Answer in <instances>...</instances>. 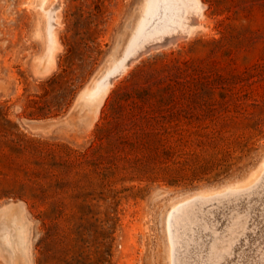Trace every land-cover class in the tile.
<instances>
[{
  "label": "rangeland",
  "instance_id": "374dc122",
  "mask_svg": "<svg viewBox=\"0 0 264 264\" xmlns=\"http://www.w3.org/2000/svg\"><path fill=\"white\" fill-rule=\"evenodd\" d=\"M162 1L0 0V264H169V211L264 162V0H198L193 18ZM174 12L188 34L132 40ZM263 186L174 220L176 259L264 264Z\"/></svg>",
  "mask_w": 264,
  "mask_h": 264
},
{
  "label": "bare ground",
  "instance_id": "6f19581e",
  "mask_svg": "<svg viewBox=\"0 0 264 264\" xmlns=\"http://www.w3.org/2000/svg\"><path fill=\"white\" fill-rule=\"evenodd\" d=\"M150 1V0H149ZM152 1V0H151ZM161 1V3L163 2L162 0H160ZM168 1V0H167ZM166 1V2H167ZM172 1V0H171ZM180 2H184L185 3V5L187 6V8L189 7L190 8V10H191V17L193 18V17H198L199 15H200V13H201V11H200V6H199V4H198V0H179ZM155 2V1H154ZM169 2V1H168ZM172 2H174V0L172 1ZM153 3V2H152ZM151 3V4H152ZM171 3V2H170ZM169 3V4H170ZM150 4V3H149ZM148 4V5H149ZM160 4V3H159ZM164 4V3H163ZM168 4V5H169ZM179 5V4H178ZM173 6V5H172ZM172 6H171V8H172ZM174 6H175V2H174ZM150 7H152V5L150 6ZM157 7V6H156ZM160 7V6H159ZM162 7V8H161ZM160 8H161V10H163V6H161ZM175 9H176V7H174ZM173 8V9H174ZM147 9H148V7H147ZM150 9H152V8H150ZM150 9H148V10H150ZM154 9V8H153ZM150 11H152V10H150ZM150 11H149V13H150ZM167 11V10H166ZM181 11V10H180ZM148 11H146V13H147ZM158 12V11H157ZM156 12V13H157ZM177 12V11H176ZM148 13V14H149ZM152 14L153 13H155V12H151ZM178 13V12H177ZM181 13H182V11H181ZM158 14H160V12L158 13ZM163 14V13H162ZM178 14H180V13H178ZM146 15V14H145ZM150 15V14H149ZM153 15H155V14H153ZM146 17V16H145ZM145 17H144V19H145ZM147 17H148V15H147ZM154 17H156V16H154ZM154 17L152 18V19H154ZM189 17V16H188ZM161 18V17H160ZM191 18V19H192ZM148 19V18H147ZM149 19H150V17H149ZM158 19V18H157ZM169 19L171 20L170 22V24H167L166 22L164 23V24H161V25H158V26H153V27H148V25H146V27H148L146 30L144 29L143 30V28L141 29V27L137 30V35H135L133 38H132V40H135V43H136V41H137V37H138V33L139 32H141V36H144V38L146 39V38H152L153 37V34L154 33H156V32H162V34H164L163 36H159V37H156L155 39L156 40H163L164 38H166V37H168V36H170V35H174V34H178V33H183V34H188V31H189V29L193 26V25H195L196 24V21L197 20H195L194 19V21H192V20H190V19H188V20H186V21H183L182 19H178V15L177 14H175V12L172 14V15H170V17H169ZM168 19V20H169ZM143 22H144V20H142ZM150 21V20H149ZM163 21V20H162ZM145 22H146V20H145ZM153 22V21H152ZM168 22V21H167ZM142 23V22H141ZM140 23V26L142 25ZM147 23H148V20H147ZM150 23V22H149ZM152 24H154V23H152ZM169 25H171V26H169ZM145 26V25H144ZM174 27H175V29H174ZM172 30V31H171ZM174 30V31H173ZM140 35V34H139ZM146 36V37H145ZM184 37V36H183ZM182 37V38H183ZM142 39L143 40V42L144 41H147L148 39ZM131 40V41H132ZM138 40H140V38L138 39ZM170 41V40H169ZM139 42V41H138ZM175 42V41H174ZM132 43H134V42H132ZM132 43H131V46H132ZM162 43V42H161ZM157 45H159L158 43H156ZM144 45V44H143ZM138 46H139V43H138ZM154 46V45H153ZM160 46H161V44H160ZM150 47V46H149ZM156 47V46H155ZM134 48V47H133ZM137 48H139V47H137ZM131 49H132V47H131ZM135 49H136V47H135ZM155 49V48H154ZM130 50V49H129ZM128 50V51H129ZM131 51V50H130ZM134 52L135 51H133V54H134ZM129 53V52H128ZM132 53L130 52V55H131ZM129 55V56H130ZM135 55V54H134ZM136 57V56H135ZM128 58V57H127ZM134 59V58H133ZM126 64H128V63H126V62H124V63H122V64H120L119 66H117V67H115V68H112V69H110V70H108L101 78H99L97 81H96V86L92 89V90H89L87 93H86V95L88 96V97H90L91 98V100H92V102H94L93 104H89V103H87L85 100V103L86 104H88V105H95V103L96 104H98L101 100H102V97H103V95H104V93H105V91L107 90V87H108V85L110 86V84L112 83V80H113V78L115 77V76H117V75H119L123 70H124V68H125V66H126ZM80 97L82 98V100L84 99L83 98V96L82 95H80ZM264 180V162L262 163V165L256 170V172H254L251 176H249L248 177V180H247V182L246 183H244V184H241V185H236V186H232V187H229V188H226V189H224V190H222V191H220V192H216V193H213V194H199V195H196V196H194L193 198H191V199H188V200H186V201H184V202H182V203H180V204H178V205H176V206H174L170 211H169V213H168V218H167V229H168V231L170 232V234H169V232H168V235H170V238L172 239V249H173V261H171V260H169V264H176V262L175 261H177V264L178 263H180L181 262V264H184V262L185 261H183V260H181V257H179L178 259H180V261L178 262V259H176L177 258V254H176V251L175 250H177V247L178 246H176V244H175V241H174V239H173V237L175 236H173V234H174V232H172L171 230V227H172V222L173 223H175V221L174 220H176L177 221V219L179 220L180 219V217L182 216L183 217V215L185 214V216H186V214L187 215H189L188 213H190V211H192L193 210V207H196V206H199V207H201V205H203V204H207V202L209 203V201H214V200H216V201H222V200H230L231 198H236L237 196H239L240 194H244V193H246V192H252V191H255L258 187H259V185L262 183V181ZM264 187V186H263ZM252 190V191H251ZM242 194V195H243ZM252 194V193H251ZM260 194V193H259ZM256 195V194H255ZM245 196H249V195H246L245 194ZM241 197V196H240ZM238 198V197H237ZM250 199V198H249ZM233 200V199H232ZM235 200V199H234ZM258 200H259V198H258ZM213 201H212V203H213ZM239 201V200H238ZM256 201V200H255ZM219 202V203H220ZM245 202V201H244ZM258 202V201H257ZM222 203V202H221ZM217 204V203H216ZM215 204V205H216ZM226 204V203H225ZM210 205V204H209ZM218 205V204H217ZM213 206V205H212ZM236 206V205H235ZM234 206V207H235ZM250 206V205H249ZM217 207V206H216ZM223 207H224V204H223ZM262 207V206H261ZM219 208V207H218ZM221 208V207H220ZM228 208V207H227ZM249 208V207H248ZM263 208H264V205H263ZM198 209V208H197ZM197 209H195V210H197ZM237 209V208H236ZM235 209V210H236ZM194 210V211H195ZM198 210H201V209H198ZM197 210V212H199ZM213 210H215V209H213ZM220 210H222V209H220ZM233 210V209H232ZM234 210V211H235ZM255 210V209H254ZM193 211V212H194ZM225 211V210H224ZM196 212V211H195ZM200 212H202V211H200ZM192 213V212H191ZM204 213V212H203ZM203 213H201V214H203ZM225 213V212H224ZM228 213V212H227ZM193 214H195V213H193ZM192 214V215H193ZM197 214V213H196ZM208 215V214H207ZM212 215V214H211ZM239 215V214H238ZM251 215V214H250ZM259 215V214H258ZM190 216V215H189ZM195 216V215H194ZM193 216V217H194ZM202 216V215H201ZM225 216V215H224ZM228 216H229V214H228ZM200 217V216H199ZM232 217H234V216H232ZM241 217V216H240ZM258 217V216H257ZM184 219H186L185 217H183ZM227 218V217H226ZM225 218V219H226ZM242 219V218H241ZM252 219V218H251ZM258 219V218H257ZM193 221H194V219H193ZM198 221H200V223L202 222L201 220H198ZM227 221V220H226ZM247 221V220H246ZM259 221V220H258ZM191 222V221H190ZM197 222V221H196ZM256 222V221H255ZM254 222V223H255ZM183 223V222H182ZM186 223V222H185ZM192 223V222H191ZM244 223H246V222H244ZM261 223V222H260ZM259 223V224H260ZM176 224H180V223H176ZM189 224V226H190V223H188ZM197 224V223H196ZM201 224H203V222L201 223ZM217 224V223H216ZM234 224H236V223H234ZM239 224V223H238ZM263 224V223H262ZM183 225H185V224H183ZM183 225H181L180 226V228L183 226ZM195 225V224H194ZM197 225H199V224H197ZM186 226V228H187V225H185ZM204 226V225H203ZM234 226H236V225H234ZM243 226V225H242ZM247 226V225H246ZM257 226V225H256ZM173 227H175V226H173ZM178 227V226H177ZM191 227V226H190ZM196 227V226H195ZM212 227V226H211ZM228 227H229V225H228ZM176 228V227H175ZM182 228H184V227H182ZM193 229H194V227H192ZM197 228V227H196ZM206 228V227H205ZM177 230H175V231H180V229H179V227L178 228H176ZM213 229V228H212ZM211 229V230H212ZM240 229H241V227H240ZM243 229V228H242ZM254 229V228H253ZM174 230V229H173ZM195 230V229H194ZM233 230H234V228H233ZM184 231V230H183ZM193 231V230H192ZM201 231V230H200ZM225 231V230H224ZM228 231V230H227ZM237 231H239L238 229H237ZM245 231H246V229H245ZM244 231V232H245ZM186 232V231H185ZM223 232V231H222ZM232 233H234V231H231ZM173 233V234H172ZM184 233V232H183ZM201 233V232H200ZM228 233V232H227ZM235 233H236V231H235ZM256 233V232H255ZM176 234V233H175ZM178 234H180L179 232H178ZM195 234V233H194ZM202 234V233H201ZM214 234V233H213ZM226 236L228 235V234H226V233H224ZM242 234V233H241ZM190 235H192V234H190ZM196 235V234H195ZM198 235V234H197ZM221 235H223V233H221ZM179 237H180V235H178ZM193 236V235H192ZM205 236V235H204ZM206 236H208V235H206ZM215 236V235H214ZM232 236V235H231ZM231 236L229 235V237L231 238ZM178 237V238H179ZM224 237V236H223ZM234 237H236L235 236V234L233 235V238ZM170 238H169V241H170ZM182 238V237H181ZM198 238V237H197ZM212 238H213V236H212ZM218 238V237H217ZM217 238H215L216 239V241H217ZM226 238V237H225ZM224 238V239H225ZM232 238V239H233ZM242 238H244V237H242ZM187 239V238H186ZM200 239V238H199ZM223 239V238H222ZM246 239V238H245ZM191 240V239H190ZM192 240H193V238H192ZM219 240H220V238H219ZM177 241V240H176ZM180 241V240H179ZM183 241V240H182ZM184 241H186L185 240V238H184ZM194 241V240H193ZM214 241V240H213ZM225 242L223 243V244H225L226 243V240H224ZM229 241H230V239H229ZM233 241V240H232ZM178 242V241H177ZM198 242V241H197ZM215 242V241H214ZM222 242V241H221ZM228 242V241H227ZM239 242V241H238ZM237 242V243H238ZM244 242V241H243ZM178 243H180V242H178ZM185 243V242H184ZM188 243V242H187ZM194 243V242H193ZM201 243V242H200ZM230 243H231V241H230ZM245 243V242H244ZM263 243V242H262ZM261 243V244H262ZM182 244V243H181ZM208 244V243H207ZM206 244V245H207ZM213 244H215V243H213ZM223 244L221 243L220 245L222 246V248L224 247L223 246ZM233 244V243H232ZM250 244V243H249ZM178 245V244H177ZM180 245V244H179ZM191 245V244H190ZM199 245H201V244H199ZM209 245H211V244H209ZM217 245V244H216ZM227 245V244H226ZM245 245V244H244ZM247 245V244H246ZM264 245V244H263ZM196 246V245H195ZM214 246L215 245H213V248H214ZM228 246V245H227ZM239 246V245H238ZM186 248H187V246H185ZM216 247V246H215ZM229 247H231V246H229ZM233 247V246H232ZM170 248V249H171ZM227 248V247H226ZM225 248V249H226ZM236 248V247H235ZM242 248V247H241ZM190 249V248H189ZM196 249V248H195ZM198 250H199V248H197ZM206 249V248H205ZM251 249V248H250ZM249 249V250H250ZM260 249V248H259ZM178 250H179V248H178ZM182 250V249H181ZM180 250V251H181ZM214 250H216V249H214ZM227 250H228V248H227ZM233 250V249H232ZM264 250V249H263ZM263 250H261V251H263ZM172 251V250H171ZM175 251V252H174ZM178 252V251H177ZM181 252H183V251H181ZM211 252V251H210ZM225 252H227V251H225ZM240 252H241V250H240ZM183 253H186V252H183ZM203 253V252H202ZM214 253V252H213ZM229 253V252H228ZM227 253V254H228ZM250 253V252H249ZM259 253V252H258ZM264 253V252H263ZM182 254V253H181ZM187 254V253H186ZM206 255H208L207 253H205ZM211 254V253H210ZM226 253H224L223 255H225ZM230 254V253H229ZM232 255L234 254L233 252L231 253ZM230 254V255H231ZM240 254H242V252L240 253ZM170 255V254H169ZM183 255V254H182ZM190 255H191V253H190ZM192 255H194V252H193V254ZM201 255H203V254H201ZM230 255L228 256V258L230 257ZM243 255L244 254H242V258H243ZM196 256H199L198 255V253H197V255ZM211 255H209L208 257L211 259L212 257H213V255H212V257H210ZM215 256H217V254L215 255ZM221 256V255H220ZM227 256V255H226ZM237 256V255H236ZM241 256V255H240ZM246 256V255H245ZM248 256H249V254H248ZM202 257V256H201ZM200 257V259H202ZM207 256H205V258H206ZM225 257V256H224ZM233 256H231V258H232ZM235 257V256H234ZM233 257V258H234ZM238 257V256H237ZM247 257V256H246ZM259 257H261V256H259ZM185 258H186V255H185ZM192 258V257H191ZM195 258H197V259H199L198 257H195ZM215 258V257H214ZM214 258H212V260L214 259ZM220 258V257H219ZM230 258V259H231ZM248 258V257H247ZM250 258V257H249ZM248 258V259H249ZM174 259H176L175 261H174ZM224 259L225 258H223V262L221 263V264H223L224 263ZM229 259V260H230ZM245 259V258H244ZM257 259H259V258H257ZM189 260H191V259H189ZM189 260H187V261H189ZM205 260L206 259H204V262H205ZM219 259H217V260H215V261H218ZM221 260V259H220ZM220 260H219V262H220ZM226 260H227V258H226ZM171 261V262H170ZM196 261V260H195ZM195 261H193L192 263H194ZM199 262H200V260H198ZM208 261H209V259H208ZM211 261V260H210ZM240 262V264L242 263V261L241 260H239ZM245 261V260H244ZM246 261H247V259H246ZM183 262V263H182ZM231 262H232V259H231ZM230 262V263H231ZM249 262H250V260H249ZM248 262V263H249ZM191 263V264H192ZM208 263V262H207ZM206 263V264H207ZM210 263V262H209ZM208 263V264H209ZM226 263V262H225ZM224 263V264H225ZM234 263V262H233ZM236 263V262H235ZM234 263V264H235ZM245 263V262H244ZM188 264V263H187ZM190 264V263H189ZM203 264V263H202ZM215 264V263H214ZM218 264H220V263H218ZM227 264V263H226ZM245 264H247V263H245ZM250 264V263H249ZM259 264V263H258Z\"/></svg>",
  "mask_w": 264,
  "mask_h": 264
}]
</instances>
